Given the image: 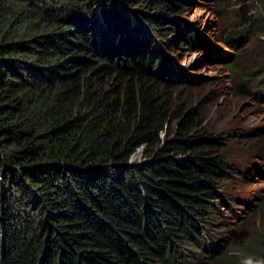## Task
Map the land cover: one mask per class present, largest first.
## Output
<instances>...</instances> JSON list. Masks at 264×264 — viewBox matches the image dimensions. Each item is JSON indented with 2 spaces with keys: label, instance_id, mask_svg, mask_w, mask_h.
Listing matches in <instances>:
<instances>
[{
  "label": "trees",
  "instance_id": "16d2710c",
  "mask_svg": "<svg viewBox=\"0 0 264 264\" xmlns=\"http://www.w3.org/2000/svg\"><path fill=\"white\" fill-rule=\"evenodd\" d=\"M98 1L0 0V190L16 209L9 217L0 209V264H192L183 239L214 256L208 264L264 261V238L254 234L217 256L220 247L207 246L198 221L218 206L214 180L229 168L201 134L168 137L156 86L172 84L154 72V47L130 46L145 29L117 14L112 34L96 39L89 19ZM213 1L238 4L233 18L260 30L243 0ZM112 2L102 0L106 21ZM148 3L173 9L169 0ZM103 73L121 79V98L92 81ZM139 146L150 160L125 166Z\"/></svg>",
  "mask_w": 264,
  "mask_h": 264
},
{
  "label": "rangeland",
  "instance_id": "374dc122",
  "mask_svg": "<svg viewBox=\"0 0 264 264\" xmlns=\"http://www.w3.org/2000/svg\"><path fill=\"white\" fill-rule=\"evenodd\" d=\"M111 1L107 21L102 0L92 8L91 34L96 39L112 34L117 14L131 25L130 29L143 27L145 38L139 33L138 42L130 38L129 45L136 52L143 44L147 50L154 47V72L172 84L156 86L157 94L168 104V137L185 140L201 134L200 138L214 141L216 154L229 168L227 174L214 180L221 197L218 206L208 208L198 221L206 228L209 245L220 240L216 256L237 241L247 246L252 234L264 238V34L260 33L264 31V0L240 1L248 6V15L258 18V31H249L233 18L238 4L219 8L213 0H169L173 9L165 15L151 9L148 0ZM145 19L159 23V30ZM122 49L123 54L132 52L128 46ZM84 76L90 81L91 71ZM98 77L92 80L98 87L104 91L118 89V97H122L120 78L104 73ZM241 78L249 79L236 85ZM180 156L181 161L187 158ZM149 160L144 147L139 146L124 165L141 167ZM0 195L5 201L0 209L9 217L16 212L15 205L8 201L3 188ZM27 214L33 216L29 210ZM192 245V241L182 240V257L190 258L192 264H208L214 257L207 258L202 248Z\"/></svg>",
  "mask_w": 264,
  "mask_h": 264
},
{
  "label": "clouds",
  "instance_id": "9594fccd",
  "mask_svg": "<svg viewBox=\"0 0 264 264\" xmlns=\"http://www.w3.org/2000/svg\"><path fill=\"white\" fill-rule=\"evenodd\" d=\"M206 238H207V239H210L209 236H206ZM206 241H207V240H206ZM207 245L209 246V248H210V246H212V248H213L214 250L218 247L217 242H214V244L209 245V243H208V241H207ZM213 245H216L217 247H216V246H213ZM215 251H216V250H215ZM243 264H264V261L247 259V260H245V261L243 262Z\"/></svg>",
  "mask_w": 264,
  "mask_h": 264
}]
</instances>
